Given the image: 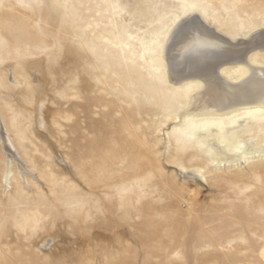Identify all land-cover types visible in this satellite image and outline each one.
I'll list each match as a JSON object with an SVG mask.
<instances>
[{"label": "rangeland", "instance_id": "1", "mask_svg": "<svg viewBox=\"0 0 264 264\" xmlns=\"http://www.w3.org/2000/svg\"><path fill=\"white\" fill-rule=\"evenodd\" d=\"M155 1L163 13L156 19L179 12L182 6L180 0ZM195 1L200 11L207 10L203 16L210 24L213 16L227 22L221 30L224 35L251 37L264 28V0ZM136 2L0 0V67L17 59L39 58L44 68L58 69L66 59V48H71L101 59L99 70L87 69L94 77L100 71L116 79L112 88L125 94L136 90V103L119 99L125 107L160 98L173 101L178 112L177 103L181 98L186 101L185 93L172 87L170 79L156 76V61H150L143 49L158 21L131 16L139 6ZM43 43L55 47L50 50L52 57L40 47ZM7 91L6 121L18 117L26 121L28 114L17 107L23 104L18 102L19 94L11 88ZM49 91L46 125L27 132L30 149L22 151L29 167L42 176L27 188V196L41 202L24 205L38 219L32 235L15 227L20 213L6 220L8 208L22 205L8 200L19 195H12L19 182L15 166L11 189L2 191L6 159L0 142V216L8 221L4 233L0 226V264H264V212L247 208L238 197H220L217 188L196 184L180 173L165 147L173 121L162 114L145 119L135 114L130 118L137 128L133 134L118 106L105 115L108 106L90 104L86 116L81 109L74 114L72 100L83 98L73 80L58 75ZM86 140L94 146L87 149ZM84 151L86 158L80 157ZM132 153L135 173L131 175L137 178L127 184L126 162ZM86 162L98 174L87 176L92 187L78 176V171L89 175L83 168ZM187 186L201 190L199 197H189Z\"/></svg>", "mask_w": 264, "mask_h": 264}, {"label": "bare ground", "instance_id": "2", "mask_svg": "<svg viewBox=\"0 0 264 264\" xmlns=\"http://www.w3.org/2000/svg\"><path fill=\"white\" fill-rule=\"evenodd\" d=\"M158 2L137 0L139 6L130 14L145 16L149 23L158 21L159 25L150 30L151 36L143 49L148 52L150 61H156L153 65L154 72L158 73L156 76L170 79L172 87L182 89L185 93L186 101L181 98L177 103L180 106L178 112L172 108L173 101L169 104L160 98L139 106L125 107L119 99L136 103V90L131 88L125 94L117 87L112 88L110 83L116 82V79H108L100 71L94 77L87 69L93 67L99 70L101 59L71 48H66V59L58 69L44 68V63L38 61L39 58L25 61L17 59L6 63V68L0 67V142L6 159L3 173L5 185L2 191L5 194L11 189L12 168L15 166L19 182L12 195L18 192L20 196L8 197V200L22 206L17 209L8 208L6 220L20 213L19 221L14 222L18 230L32 235L38 228V219L30 214L32 208L24 205L41 202L38 197H28L27 188H33L34 181L42 176H37L29 167L22 151L30 149L27 132L37 131L38 127L46 125L45 107L50 99L49 87L58 75L73 80L74 87L81 88L83 100L73 99L71 103L74 114L81 109L86 116L90 104L108 106L105 115L118 106L125 113L126 122L133 134L137 132V128L130 118L135 114L144 119L164 115L166 121L174 123L171 131L166 132L165 147L167 152L170 151L169 161L176 164L180 173L191 177L196 184L200 181L211 189L217 188L216 193L220 197H238L246 203L247 208L256 213L264 212V28L251 37V34L243 38L224 35L221 30L228 25L227 22L213 16V25L210 24L203 16L208 15L207 10L200 11L195 0H180L182 6L179 12L156 19V16L163 14ZM177 17L180 23L188 21L195 25L197 42L187 50L182 45H176L170 51L171 37L175 31L172 21ZM166 31L168 40L163 46L162 55L158 56V41ZM142 42L144 44L143 40ZM152 43L156 45L153 47ZM40 47L45 49L48 58L52 57L50 50L55 48L53 45L43 43ZM138 76L141 77L142 73H138ZM95 78L97 82H94ZM8 88L19 94L18 102L22 101L23 104H18L17 107L28 114L26 121L18 119L19 117L6 121L4 109L8 105L7 97L10 96ZM176 92L180 94V90ZM116 93L113 98L111 95ZM140 139L144 140V137ZM85 144L87 149L94 146L88 140ZM34 150L37 151L38 148L35 147ZM33 156L34 160H38L35 154ZM87 156L88 153L84 151L80 157ZM133 156V153L129 155L130 160L126 162L128 170L125 171L127 177H124L127 184L133 183L137 178L136 175H131L135 173ZM136 157L140 161L141 157ZM72 168L77 169V165L73 164ZM83 168L89 175L85 176V173L78 171V176H82V181L92 187L87 176L94 178L98 174L88 162ZM149 179L146 176L145 181ZM187 189L189 197H199L201 193L199 189ZM193 201L191 199L188 202L190 208L194 206ZM7 222L0 216L3 233Z\"/></svg>", "mask_w": 264, "mask_h": 264}, {"label": "snow or ice", "instance_id": "3", "mask_svg": "<svg viewBox=\"0 0 264 264\" xmlns=\"http://www.w3.org/2000/svg\"><path fill=\"white\" fill-rule=\"evenodd\" d=\"M195 7V5H193ZM172 26L175 27V31L172 33L171 44L169 50L175 48L176 45H182L187 50L196 45L197 37L195 35V25L185 21L183 23L179 22L178 17L173 19ZM168 40L167 31L165 34L161 35L158 41L157 55L161 56L163 51V46Z\"/></svg>", "mask_w": 264, "mask_h": 264}]
</instances>
